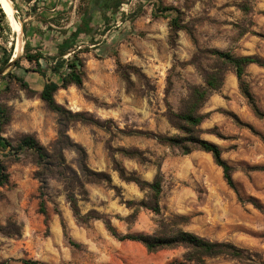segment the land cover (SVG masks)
Instances as JSON below:
<instances>
[{
    "label": "rangeland",
    "instance_id": "1",
    "mask_svg": "<svg viewBox=\"0 0 264 264\" xmlns=\"http://www.w3.org/2000/svg\"><path fill=\"white\" fill-rule=\"evenodd\" d=\"M75 1L78 7L80 0ZM16 2L8 36L10 42L15 40V49L22 41V49L14 58L24 54L26 42L55 54L58 37L80 18L70 9L58 15V0ZM159 4L170 9L156 17ZM123 8L110 22L97 19L96 45L85 38L83 85L59 89L55 95L66 108L89 119L69 123L65 177L47 179L45 212L35 153L23 150L17 157H0L10 175V182L0 185V262L169 264L183 259L184 248L150 252L139 241L113 235L107 222L120 236L153 234L162 218L184 216L183 229L234 243L250 257L240 261L218 256L208 258V264H264V116L242 93L234 69L226 70L224 86L202 107L206 117L200 128L202 138L218 144L233 167L235 188L211 153L194 150L184 155L148 135L179 133L168 113L179 112L189 88L204 83L201 68L218 66L213 50L264 61V0H130ZM54 16L57 21L49 27L44 20ZM173 18L182 26L177 36L172 34ZM21 63L35 68L26 59ZM48 73L59 80L50 69ZM25 75L37 93L16 80L0 90V104L10 116L6 124L0 119L1 135L15 145L33 135L53 152L59 125L57 113L39 94L46 78L34 71ZM244 80L264 113V67L250 64ZM83 150L88 168L105 174L101 181L84 180L79 169ZM121 170L149 182L161 173L160 215L140 204L149 190L124 179ZM70 194L78 201L80 217Z\"/></svg>",
    "mask_w": 264,
    "mask_h": 264
},
{
    "label": "trees",
    "instance_id": "2",
    "mask_svg": "<svg viewBox=\"0 0 264 264\" xmlns=\"http://www.w3.org/2000/svg\"><path fill=\"white\" fill-rule=\"evenodd\" d=\"M16 5L17 0H12ZM31 2L32 0H25ZM130 0H80L77 13L79 20L68 30L62 32V36L55 43L56 53L46 54L41 45L33 46L30 42L25 44V52L22 56L14 58L16 54L15 40L9 41V33L12 31L9 19L11 12L0 1V90L9 86L13 80L31 93H37L32 89L31 84L25 75L31 71L37 72L46 78V81L40 90V97L45 101L47 106L57 113L59 133L53 144V152H49L39 140L33 135L23 136L17 145L13 144L8 138L1 135L3 131L0 127V157L1 155L18 156L23 150H31L37 157V163L40 170L38 177L41 180V207L45 212V189L47 188V179L49 177H65L62 165L65 163L63 150L71 146L70 137L67 134L68 126L71 121H86L89 118L83 112H73L56 100V93L59 89H66L71 85L82 86L86 76L85 60L82 53L85 52L82 44L85 38L90 37L92 44L96 45L95 35L99 31L96 24L98 18L106 23L111 21L113 14L122 13L123 6ZM156 5V4H155ZM154 5V6H155ZM170 8L163 7L159 4L155 8L154 16L163 15L164 11ZM45 23L49 26L52 21H57V16L49 20L46 18ZM14 29L19 31L17 21L14 23ZM51 27V26H49ZM172 34L177 36V32L182 27L179 19L173 18L171 21ZM11 43V45H9ZM22 49V48H21ZM71 54L69 57L66 55ZM212 54L218 61V66L212 70L201 68L203 75V84L192 85L189 89L188 97L183 101V107L179 112L170 110L168 113L169 121L173 127L178 129L179 133L173 136L164 134H148L157 139L158 142L170 146L172 149L181 154H189L194 150H204L213 155L216 163L223 168L224 176L228 184L235 188L233 179V167L223 158L221 147L205 138H202V129L200 125L205 119V114L201 113L202 107L207 103L210 97L222 89L225 83L226 70L233 68L238 80L240 81L242 93L247 97L249 103L258 115L264 116V113L257 107L255 97L250 90L249 85L245 82L244 77L247 67L256 63L264 67V61L253 55H235L231 51L220 49L213 50ZM26 59L35 68H25L21 63ZM46 61L47 66L43 64ZM12 67L4 73L7 68ZM13 68L15 70H13ZM48 69L58 79L52 78ZM17 70H22L18 74ZM0 119L2 124L10 120L8 110L0 104ZM95 121V120H90ZM76 145V144H75ZM82 149V148H81ZM131 153V152H130ZM82 159L79 162V169L86 182H98L104 177V173L94 172L86 164V153L82 151ZM122 177L128 181L136 182L142 189H148V198L140 204L155 212L161 214L160 199L163 192L164 179L161 173L155 177L153 182L142 180L136 176H126L123 170L120 171ZM10 175L6 172V167L0 158V185L8 184ZM72 204L74 213L80 217L78 201L73 194L68 196ZM135 204L134 201H128V204ZM184 216H175L171 219L162 218L159 227L153 234H126L120 236L118 231L110 222L107 226L113 235L121 240L130 239L143 243L150 252H157L163 249H175L182 247L185 252L182 260H174L169 264H208L207 259L218 256H228L240 261L250 259L246 251L227 241L211 240L197 233L187 231L180 227V221H185ZM24 264H47L35 259H25ZM0 264H9L8 261Z\"/></svg>",
    "mask_w": 264,
    "mask_h": 264
},
{
    "label": "crops",
    "instance_id": "3",
    "mask_svg": "<svg viewBox=\"0 0 264 264\" xmlns=\"http://www.w3.org/2000/svg\"><path fill=\"white\" fill-rule=\"evenodd\" d=\"M55 9H58V15L67 9H70V13L77 11V1L75 0H58V3L55 7ZM54 10V9H53ZM60 37H58L59 41Z\"/></svg>",
    "mask_w": 264,
    "mask_h": 264
},
{
    "label": "bare ground",
    "instance_id": "4",
    "mask_svg": "<svg viewBox=\"0 0 264 264\" xmlns=\"http://www.w3.org/2000/svg\"><path fill=\"white\" fill-rule=\"evenodd\" d=\"M3 5L8 9L9 12H11V14L14 13V6H13V1L12 0H0ZM21 36V35H20ZM21 42L22 41H19L17 43V46H16V54L15 56H17V52H20L21 51Z\"/></svg>",
    "mask_w": 264,
    "mask_h": 264
}]
</instances>
